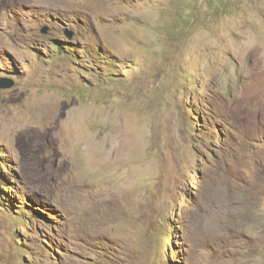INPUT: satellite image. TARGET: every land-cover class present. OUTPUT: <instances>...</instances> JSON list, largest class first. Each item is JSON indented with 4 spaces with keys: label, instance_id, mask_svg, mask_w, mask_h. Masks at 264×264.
I'll list each match as a JSON object with an SVG mask.
<instances>
[{
    "label": "rangeland",
    "instance_id": "obj_1",
    "mask_svg": "<svg viewBox=\"0 0 264 264\" xmlns=\"http://www.w3.org/2000/svg\"><path fill=\"white\" fill-rule=\"evenodd\" d=\"M0 79V264H264V0H0Z\"/></svg>",
    "mask_w": 264,
    "mask_h": 264
},
{
    "label": "water",
    "instance_id": "obj_2",
    "mask_svg": "<svg viewBox=\"0 0 264 264\" xmlns=\"http://www.w3.org/2000/svg\"><path fill=\"white\" fill-rule=\"evenodd\" d=\"M13 84L11 83V84H7V83H5L4 81H2L1 79H0V89H2V88H9V87H11Z\"/></svg>",
    "mask_w": 264,
    "mask_h": 264
},
{
    "label": "bare ground",
    "instance_id": "obj_3",
    "mask_svg": "<svg viewBox=\"0 0 264 264\" xmlns=\"http://www.w3.org/2000/svg\"><path fill=\"white\" fill-rule=\"evenodd\" d=\"M39 141V140H38Z\"/></svg>",
    "mask_w": 264,
    "mask_h": 264
}]
</instances>
